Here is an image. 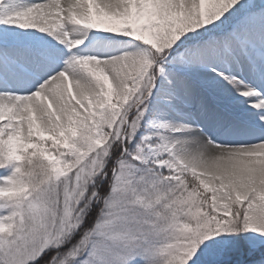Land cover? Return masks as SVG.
Wrapping results in <instances>:
<instances>
[{
    "label": "snow or ice",
    "instance_id": "6c2138e0",
    "mask_svg": "<svg viewBox=\"0 0 264 264\" xmlns=\"http://www.w3.org/2000/svg\"><path fill=\"white\" fill-rule=\"evenodd\" d=\"M0 264H264V0H0Z\"/></svg>",
    "mask_w": 264,
    "mask_h": 264
}]
</instances>
